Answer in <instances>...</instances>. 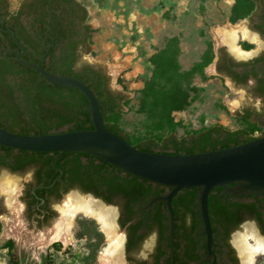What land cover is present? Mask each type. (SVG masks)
I'll use <instances>...</instances> for the list:
<instances>
[{"label": "flooded vegetation", "instance_id": "1", "mask_svg": "<svg viewBox=\"0 0 264 264\" xmlns=\"http://www.w3.org/2000/svg\"><path fill=\"white\" fill-rule=\"evenodd\" d=\"M241 20L245 21L250 36V39L236 42L242 53L227 43L215 48L212 45L213 58L206 67L212 65L211 75L217 76L226 89L245 94V101L238 104L233 117L244 125L241 127L255 126L253 135L259 137L264 135V0H255L249 17ZM84 25L78 18L62 14L60 9L51 11L45 0H19L15 6H11L9 0H0V65L11 67L0 73V127L11 131V119L6 117L11 102L19 104L21 109L25 106L24 94L19 88L23 75L19 71L35 68L19 60L40 63L44 69L56 72L68 58L74 70L90 69L108 77L100 66L85 58L90 53V45L85 38ZM106 86L113 90L108 81ZM24 117L26 121L12 132L33 135L43 132L41 127H32L33 124L27 121V112ZM65 129L50 127L47 132ZM153 150L170 152L174 149L158 146ZM17 155V150L6 152L0 148V177L13 178L15 199L25 220L34 223L37 229H45L58 216V203L69 191H78L81 196L89 194L94 200L99 199L103 205L114 209L113 222L121 236L124 264H249L246 245L254 242L249 234L254 233L264 240V187L254 188L246 182H232L219 186V189L212 188L207 196L208 241L198 196L185 214L182 210L175 212L172 206V199L179 191L172 196L169 210L163 198L171 189L167 185H160L159 193L150 198L143 196L126 201L121 195H116L113 197L115 202L106 203L92 192L84 193L78 188L66 190L67 181H58L61 172L51 185H43L41 180L47 178V172L41 169L36 174L37 165L24 166V171L14 169ZM91 159L81 157L82 163ZM113 173L126 176L123 171L113 170ZM80 179L81 184L97 186L98 192L105 189L98 177L82 172ZM90 179L93 180L90 182ZM42 186L45 187L42 196L35 195ZM210 192L211 195L217 193L212 202H209ZM49 229L51 227L42 234ZM153 232L156 233L155 239L151 237ZM141 253L147 255V260L138 259ZM255 255L264 253L253 254V264Z\"/></svg>", "mask_w": 264, "mask_h": 264}, {"label": "rangeland", "instance_id": "2", "mask_svg": "<svg viewBox=\"0 0 264 264\" xmlns=\"http://www.w3.org/2000/svg\"><path fill=\"white\" fill-rule=\"evenodd\" d=\"M9 1L15 6L19 0ZM79 1L88 11L91 27L90 53L85 58L104 70L114 91L124 94L126 104L119 125L132 139L167 132L154 129L151 119L141 110L139 91L151 75L149 58L173 37L178 39L179 70L188 75L177 90L183 91L184 96L180 107L168 113L169 118L180 124L177 135L216 123L230 129L244 126L234 119L233 111L245 101V94L226 89L217 76L211 75L212 65L202 73L194 67L205 50V42L210 41L214 48L221 44L217 37L220 28L233 26L240 31L245 28L244 20H229L235 0ZM239 40L242 41L241 32L235 39ZM63 200L64 197L59 206ZM3 202L0 199V264H98L97 256L106 241L94 219L78 215L67 246L60 243L40 249L38 241L42 233L57 223L59 215L45 229H37L22 213L15 219V213ZM15 210L19 212L16 207ZM4 217L10 218L16 237H3ZM255 258V264H264V255Z\"/></svg>", "mask_w": 264, "mask_h": 264}, {"label": "trees", "instance_id": "3", "mask_svg": "<svg viewBox=\"0 0 264 264\" xmlns=\"http://www.w3.org/2000/svg\"><path fill=\"white\" fill-rule=\"evenodd\" d=\"M45 2L51 11L60 9V12L67 17H76L81 23H85V38L90 45L91 27L88 23V11L81 1L45 0ZM254 7L255 0H235L229 20L236 22L249 17ZM205 43L207 48L201 55L200 61L194 65L195 68H199L201 73L213 58L212 43L210 41ZM178 51V39L173 37L167 41L161 50L151 55L149 58L152 64L151 75L139 91L141 110L151 119L154 129L167 131L162 136H144L132 139L126 133L119 125V116L126 104V99L122 92L111 90L106 86L109 77L90 69L74 70L68 58L62 62L55 73L75 77L86 83L98 98L105 126L110 131L125 137L140 150L154 151V147L164 146L174 149L170 153L204 152L237 145L256 138L253 135L255 126L230 129L217 123L192 130L187 134L177 135V127L180 124L169 118L168 113L170 110L180 107V102L184 96L183 91L177 90L179 85L188 77L185 72L179 70L176 60ZM10 68L8 65L2 64L0 65V73L2 74ZM19 74L23 75V82L20 83L19 88L24 94L25 106L21 109V106L15 102L9 104L6 117L11 119L9 126L11 131L26 121L25 112L29 117L27 121L33 124L32 127H41L42 133H49L47 130L50 127L55 129L65 127L67 130L93 128L88 100L78 89L51 83L35 69H22ZM0 148L6 152L18 151L14 169L21 170L27 165H37L36 174L44 169L47 172V178L38 179L43 185H51L54 177L61 172L62 176L58 181H67L66 190L78 188L84 193L92 192L106 203L115 202L113 197L116 195H121L126 201L143 196L150 198L159 193L157 191L160 185H164L125 172L121 168L86 152H37L2 145ZM82 156L92 157V159L87 163H82ZM52 158L54 160L51 162ZM113 170L123 171L126 176L113 173ZM82 172L89 176L98 177L105 185V189L98 192L96 191L97 186L93 188L94 186L91 187L90 184H81ZM92 180L90 179V182ZM169 187L171 188V186ZM44 188V186L38 188L35 195L42 196ZM217 188L220 187L217 186L213 189ZM199 191L200 187L198 186L180 190L172 199L174 211L182 210L183 214L188 213L190 211L189 205L195 197H199ZM216 195L217 193L211 195L210 192L209 202H212ZM153 206L157 208V204ZM154 221L157 225L156 218ZM155 228L158 227L155 226ZM52 245L59 246L61 244L54 242Z\"/></svg>", "mask_w": 264, "mask_h": 264}, {"label": "water", "instance_id": "4", "mask_svg": "<svg viewBox=\"0 0 264 264\" xmlns=\"http://www.w3.org/2000/svg\"><path fill=\"white\" fill-rule=\"evenodd\" d=\"M19 62L35 68L51 83L73 87L82 92L88 100L93 128L65 129L33 135L0 127V145L37 152L81 151L95 155L147 181L171 186L163 196L170 211V201L176 192L198 186L199 209L208 241L210 224L207 196L212 188L232 182H246L254 188L264 187V135L248 142L204 152L140 150L125 137L105 126L98 98L86 83L75 77L48 71L40 63ZM69 192L79 194L75 190ZM88 196L95 199L89 194ZM96 200L102 203L99 199Z\"/></svg>", "mask_w": 264, "mask_h": 264}, {"label": "bare ground", "instance_id": "5", "mask_svg": "<svg viewBox=\"0 0 264 264\" xmlns=\"http://www.w3.org/2000/svg\"><path fill=\"white\" fill-rule=\"evenodd\" d=\"M239 32H241L243 40L250 39V36L245 28H242L240 31L233 26H230L229 28H220L217 32V37L221 41L220 43L224 41L231 48L242 53L241 48L236 46L235 41V39L239 36ZM15 194L16 187L13 178L1 176L0 199L4 201V204L12 211V213H15V219L18 220V217L20 216V208L18 207L15 199ZM15 207L19 209V212L15 210ZM58 209L59 219L57 223L53 225L46 234L41 235L38 241L40 249H44L54 242H59L63 246H67L72 240L71 230L73 223L76 217L81 215L82 217L94 219L100 230L105 235L106 243L97 256L98 264H124L121 256L122 240L114 226L113 218L115 212L112 207L105 206L99 201L92 199L90 196H81L72 192L66 196L62 205L58 206ZM3 223L5 226L3 237L6 238L8 235H14L16 237L15 227L11 224L10 218L4 217ZM249 235L254 242L246 245L248 250L246 259L249 264H253V254L264 253V240L256 236L254 233ZM243 258L245 259V257Z\"/></svg>", "mask_w": 264, "mask_h": 264}, {"label": "clouds", "instance_id": "6", "mask_svg": "<svg viewBox=\"0 0 264 264\" xmlns=\"http://www.w3.org/2000/svg\"><path fill=\"white\" fill-rule=\"evenodd\" d=\"M151 237H152V239H155V237H156V233L155 232H153L152 234H151ZM147 255H145L144 253H141L139 256H138V259H141V260H147Z\"/></svg>", "mask_w": 264, "mask_h": 264}]
</instances>
